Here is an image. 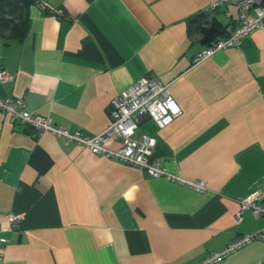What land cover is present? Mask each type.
Instances as JSON below:
<instances>
[{"label": "crops", "instance_id": "crops-1", "mask_svg": "<svg viewBox=\"0 0 264 264\" xmlns=\"http://www.w3.org/2000/svg\"><path fill=\"white\" fill-rule=\"evenodd\" d=\"M215 1L33 0L21 36L4 23L14 17H0V69L11 75L0 96L95 135L110 124L114 97L155 75L181 113L163 128L145 117L135 136L154 137L159 165L206 187L151 177L1 114V264H199L264 228L249 211L235 220L242 197L258 190L264 202V30L194 64L237 24L235 0ZM11 212L20 216L12 225ZM213 264H264V241Z\"/></svg>", "mask_w": 264, "mask_h": 264}, {"label": "built area", "instance_id": "built-area-1", "mask_svg": "<svg viewBox=\"0 0 264 264\" xmlns=\"http://www.w3.org/2000/svg\"><path fill=\"white\" fill-rule=\"evenodd\" d=\"M223 2L225 1H215L212 6H217ZM235 2L238 6L237 24L226 37L217 39L197 53L192 60L194 64L212 56L216 51L228 47H238L247 35L256 30H264V0H235ZM40 5L43 9L47 7L45 1H41ZM10 79L11 75L0 69V82ZM180 113L181 108L169 92L168 85L162 83L155 75L143 76L121 90L110 104V124L102 132L95 135H83L79 130L71 132L65 127L54 126L49 116L28 111L22 97L0 96V115H8L10 121L29 126L35 133L49 132L58 135L66 143H77L92 153H99L113 160L137 167L151 177L163 176L194 191L204 192L206 187L203 181H190L169 173L165 167L153 159L152 151L156 144L154 137L135 136L138 125L143 118L148 117L154 121L157 127L163 128ZM112 137L120 140L118 149H110L105 146L108 139ZM260 194L256 190L239 199V208L235 213L236 222L241 221L245 211H249L255 218L264 217V202L260 201ZM7 219L12 225L20 219V216L11 212ZM254 240L264 241V228L235 237L223 249L207 253L199 264H213L220 261ZM6 242L7 239L2 235L0 229V264Z\"/></svg>", "mask_w": 264, "mask_h": 264}, {"label": "trees", "instance_id": "trees-1", "mask_svg": "<svg viewBox=\"0 0 264 264\" xmlns=\"http://www.w3.org/2000/svg\"><path fill=\"white\" fill-rule=\"evenodd\" d=\"M33 0H0V17L6 14L14 18H5L4 23L7 27L11 26L12 31L16 36H21L27 29V14L28 7ZM215 26L210 25V27L204 31V41L206 43L215 37ZM211 44V43H210Z\"/></svg>", "mask_w": 264, "mask_h": 264}]
</instances>
